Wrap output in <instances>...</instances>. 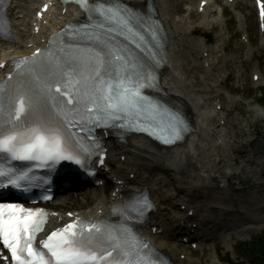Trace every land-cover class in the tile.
I'll return each mask as SVG.
<instances>
[{
	"label": "snow or ice",
	"instance_id": "snow-or-ice-1",
	"mask_svg": "<svg viewBox=\"0 0 264 264\" xmlns=\"http://www.w3.org/2000/svg\"><path fill=\"white\" fill-rule=\"evenodd\" d=\"M75 2L89 22L69 25L50 40L60 41L59 55L51 48L38 49L15 62V85L0 84V189L26 192L34 181L31 166L17 168L13 161L49 171L67 161L88 171L92 157L100 155L94 135L99 127L147 131L165 144L181 139L187 129L178 112L144 94L157 86L156 77L129 45L145 51V33L157 41L145 17L118 0ZM149 59L156 66L161 63L155 53ZM151 207L143 194L119 210V224L77 220L52 231L37 246L47 214L0 202V244L12 264H160L153 249L124 222L131 213L143 217Z\"/></svg>",
	"mask_w": 264,
	"mask_h": 264
},
{
	"label": "bare ground",
	"instance_id": "bare-ground-1",
	"mask_svg": "<svg viewBox=\"0 0 264 264\" xmlns=\"http://www.w3.org/2000/svg\"><path fill=\"white\" fill-rule=\"evenodd\" d=\"M134 4H139L141 0H125ZM211 1V0H209ZM240 1H244L248 4L251 0H234L232 4L235 7L238 6ZM158 13L162 17L167 29H168V56L167 64L162 73L161 85L166 95L178 99L182 102L189 114V118L194 123L195 130L191 133L186 144L178 147L177 149L164 150L152 146L148 141L138 138H127L125 143H118L115 140H110L111 145L110 152L117 151L124 153L128 156V162L124 163L126 170L133 171L135 168L140 167L142 173L134 180L139 185L148 184L154 201L156 202L157 213L154 219L161 221V225L164 228V234L160 236H151L154 244L170 258L176 261V264H185L184 260H181L178 255L184 253L187 261L193 260L191 254L184 250L179 244L171 240V235L181 231L180 228L174 225H170L168 220H175L182 217L183 212L176 206L181 204L191 205L190 192L198 190L201 192L200 198H196L193 204L197 205L199 212L197 217L201 218L202 215L209 216L211 213L216 212L217 216H223L227 211H233L239 205V209L243 211L244 216L238 219V224L233 226L229 225L227 230H231L232 227L236 229L242 227L245 224H259L264 222V215H259L260 208H264V196L258 194H249L244 192L238 197L229 195L223 192H216L207 196L209 188L207 187L209 182L212 184L215 181L219 182V178L225 175L233 176L239 174L240 176H247L254 181V184H259V174L256 173L257 168L264 161L259 158L256 153L252 156H248L246 160H242L239 163L244 164L243 170H238V166L233 167L230 163H224V167L218 174H213V167H210V163H213L214 159L212 155V145L209 141L207 130L215 131L219 133L220 130L217 126V121L213 118L215 112L210 106L209 95L207 90V79L211 81V85L217 87L216 90H220L223 76L218 73L217 75H211L204 73L202 68L197 67L194 71L197 73V77L191 74L186 62L190 63V59L185 58V52L191 51L190 45L198 43L194 41V37L183 34L180 26L189 27L190 24L204 25L207 23H216L218 25L221 22V18H205L191 19L192 12L185 11L181 0H152ZM215 1H212L211 6H214ZM69 14L57 16L58 18L68 19L74 14L71 10H68ZM25 20L29 14L24 11ZM193 15V14H192ZM28 34L26 26L23 27ZM21 50L24 49V44L20 46ZM24 51H28L24 49ZM2 60V58H0ZM186 65V66H185ZM186 67V68H185ZM194 74V73H193ZM230 91H228V96ZM249 106H252L249 104ZM254 112L259 113L260 109H254ZM208 121H204V119ZM228 126L231 128V140H225L224 144L220 147L221 152L226 150L229 156V162L232 161L233 156L237 157L239 151L234 144H242L240 136L242 134L241 124L238 123L236 118H229ZM223 135L219 134L218 139H222ZM216 143V142H215ZM264 147V144H263ZM259 153V152H258ZM261 155V154H260ZM111 157V153H110ZM225 157V156H224ZM117 167H120V163H117ZM255 168V171H253ZM124 173V170H113L114 173ZM254 172V173H253ZM211 174V176H209ZM211 177H214L212 180ZM264 181V180H262ZM106 186L102 187H89L87 189H81L79 195H58L54 199L56 210L58 215L53 217L51 221H56L58 217L65 218L66 212H72L75 214H92L95 215L98 211L102 210L108 203V195H106ZM211 187V185H210ZM221 189V188H218ZM258 189V188H257ZM259 190V189H258ZM243 197V198H242ZM227 198L229 200H227ZM235 198L236 201L235 202ZM77 202L79 204H77ZM236 203V204H235ZM238 204V205H237ZM231 205V208H229ZM213 211V212H212ZM234 218V217H232ZM224 226H219L218 230L221 233ZM223 235L225 233H222ZM227 234L224 235L226 237ZM213 257L218 261V257L214 252Z\"/></svg>",
	"mask_w": 264,
	"mask_h": 264
},
{
	"label": "rangeland",
	"instance_id": "rangeland-1",
	"mask_svg": "<svg viewBox=\"0 0 264 264\" xmlns=\"http://www.w3.org/2000/svg\"><path fill=\"white\" fill-rule=\"evenodd\" d=\"M241 7L249 14L250 31L253 34H255V31H256L255 20H254V17L251 16L253 11L250 9L249 6L243 5V3L241 4ZM209 15H212V13L210 12ZM259 56H260L259 58L261 59V61L258 65H259L261 71L264 72V52L260 53ZM191 74L194 75L195 77H197L195 73L194 74L191 73ZM248 86L249 85L247 83H244V85L242 86V89L237 91L243 97V101L241 103L235 104V102L233 100H231L232 103H234V105H233L230 117L236 118L237 121L240 122L242 125L246 124V131L248 132V134L245 133L244 137L242 138V141H244L245 143L249 142L252 149L256 147L257 149L259 148L260 150H263L264 148L261 146H258V144L262 141V139L264 137V115H260V114H257L255 112H250V109L248 107V103L254 104V101H257L258 97H261L262 99H264V95H263L262 90L261 91H255ZM262 103H264V102L262 101ZM240 127H241V131H242V134H241V136H242L244 133V128L242 126H240ZM241 136H240V138H241ZM258 152H260V151H258ZM261 155H263V154H261ZM254 187L259 188V184L258 185L254 184ZM83 188L87 189V187H85V186H83ZM76 191H79V190H77V189L73 190L72 189L71 191H68L67 193H68V195H71L73 193L75 194ZM80 191H82V190H80ZM80 191L78 193H80ZM238 198H241V197L238 196ZM235 202H237L236 198H235ZM77 204H79V203L77 202ZM51 208H53V206H51ZM54 208H56V207H54ZM234 209L236 212H242L243 213V211L239 209V205ZM242 216H244V214ZM255 232H257V231H255Z\"/></svg>",
	"mask_w": 264,
	"mask_h": 264
},
{
	"label": "trees",
	"instance_id": "trees-1",
	"mask_svg": "<svg viewBox=\"0 0 264 264\" xmlns=\"http://www.w3.org/2000/svg\"><path fill=\"white\" fill-rule=\"evenodd\" d=\"M255 264H264V243H260L255 246Z\"/></svg>",
	"mask_w": 264,
	"mask_h": 264
}]
</instances>
